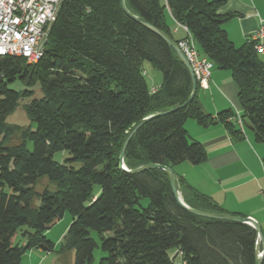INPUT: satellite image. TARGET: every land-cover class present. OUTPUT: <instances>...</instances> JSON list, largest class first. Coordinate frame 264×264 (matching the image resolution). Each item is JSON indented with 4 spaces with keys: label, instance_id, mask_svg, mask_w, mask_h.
<instances>
[{
    "label": "trees",
    "instance_id": "trees-1",
    "mask_svg": "<svg viewBox=\"0 0 264 264\" xmlns=\"http://www.w3.org/2000/svg\"><path fill=\"white\" fill-rule=\"evenodd\" d=\"M223 1L124 4L177 43L172 24L184 26L200 55L230 72L238 87L239 117L264 143V64L253 41L235 46L228 38L223 24L233 14L218 12ZM144 62L161 73L154 92L146 84ZM15 81L22 88L10 87ZM191 89L189 72L175 51L130 17L120 0H62L36 62L0 56V264H19L27 250L41 245L53 250L45 232L65 212L71 220L55 252L72 251L73 264L92 262L97 246L92 231L106 253L98 264H173L170 249L186 264H255L252 226L187 211L162 169L130 173L119 167L127 132L156 112L176 107L134 133L123 158L128 169L203 162L204 146L184 128L189 118L204 127L219 121L230 134L242 133L236 120L227 119L235 115L231 109L215 120L202 111L196 93L180 106ZM21 99L26 100V127L6 120ZM13 137L18 141L10 143ZM58 152L59 161L54 159ZM174 177L189 207L224 212L211 197ZM42 178L48 186L37 191ZM22 226V239L14 243Z\"/></svg>",
    "mask_w": 264,
    "mask_h": 264
},
{
    "label": "crops",
    "instance_id": "crops-1",
    "mask_svg": "<svg viewBox=\"0 0 264 264\" xmlns=\"http://www.w3.org/2000/svg\"><path fill=\"white\" fill-rule=\"evenodd\" d=\"M218 12L233 14L223 27L233 44L239 46L248 41L260 20L264 22V0H224ZM172 27L178 39L185 37L184 28L173 24ZM259 54L264 64V53ZM195 93L202 111L215 120L223 110L240 113L238 87L228 70L213 66L208 88L198 87ZM184 128L191 139L202 143L206 159L196 165L187 161L173 165L174 176H181L197 191L211 197L224 212L254 219L264 237V143L255 139L246 124H242V133L236 136L219 121L204 127L189 118L184 122ZM48 234L49 229L45 235L53 243V250L41 246L32 248L22 256L23 264H63L60 258L65 253L67 264H71L70 251L55 252L61 234L55 242ZM172 250L175 253L176 249Z\"/></svg>",
    "mask_w": 264,
    "mask_h": 264
},
{
    "label": "built area",
    "instance_id": "built-area-1",
    "mask_svg": "<svg viewBox=\"0 0 264 264\" xmlns=\"http://www.w3.org/2000/svg\"><path fill=\"white\" fill-rule=\"evenodd\" d=\"M62 0H0V56H21L27 63L36 62L42 55L44 44L48 38L52 23L55 20L58 6ZM187 32L186 28L177 25ZM264 22L260 20L258 28L248 40L254 42V49L264 53ZM178 46L189 61L196 85L208 88L212 62L200 55L195 41L187 32L185 37L178 41ZM157 86L150 88L151 92ZM234 119L242 128L239 113L234 112ZM264 196V193H263ZM172 257L178 258L176 264H186L181 258V253L175 251Z\"/></svg>",
    "mask_w": 264,
    "mask_h": 264
},
{
    "label": "water",
    "instance_id": "water-1",
    "mask_svg": "<svg viewBox=\"0 0 264 264\" xmlns=\"http://www.w3.org/2000/svg\"><path fill=\"white\" fill-rule=\"evenodd\" d=\"M121 6L124 9V11L133 19H135L136 21H138L140 24H142L143 26H145L147 29H149L151 32L155 33L156 35H158L161 39H163L174 51L175 53L178 55V57L181 59V61L183 62V64L185 65V67L187 68L190 78H191V82H192V89L190 92V95L188 96L187 100L180 106L185 105L189 100H191L193 98V96L195 95L196 89H197V85H196V80L191 68V65L189 63V61L186 59L183 51L181 50V48L178 46L177 42L167 33L163 32L162 30H160L159 28H157L156 26H154L153 24L149 23L148 21L133 15L132 13H130L127 8L125 7L124 4V0H120ZM176 108V107H175ZM175 108H171L168 110H164V111H160V112H156L150 115H147L143 118H141L137 123H135L131 129L127 132L124 141L122 142L120 151H119V155H118V163H119V167L126 171V172H130V173H136V172H140L142 170L145 169H150V168H158V169H162L165 171L166 175H167V179L169 182V186L171 189V192L175 198V200L177 201V203L183 207L184 209H186L187 211L198 215V216H202V217H206V218H213V219H222V220H229V221H235V222H239V223H246L250 226H252L255 231H256V247H255V264H261V260L262 257L264 255V237L263 234L261 232V229L259 227V225L257 224V222L252 219L251 217L248 216H240V215H236V214H231V213H227V212H214V211H207V210H202V209H196V208H192L189 207L186 203H184V201L182 200L177 188H176V184H175V177H174V172L172 170V168L160 164V163H148L133 169H128L124 163H123V158H124V153H125V149L131 139V137L134 135V133L140 128V126L142 124H144L147 120H149L150 118H153L157 115H162L166 112H169ZM258 242L261 244V249L259 250L258 248ZM41 247L45 250H47L44 246L41 245Z\"/></svg>",
    "mask_w": 264,
    "mask_h": 264
},
{
    "label": "rangeland",
    "instance_id": "rangeland-1",
    "mask_svg": "<svg viewBox=\"0 0 264 264\" xmlns=\"http://www.w3.org/2000/svg\"><path fill=\"white\" fill-rule=\"evenodd\" d=\"M259 57H260V54H259ZM144 77H145V81H146V84H147V86H148L149 89L152 86H157L160 83V81H161V73H160V71L157 70L156 68L152 67L148 62H144ZM9 85H10V87L15 88V89L22 88L21 84L18 81L9 83ZM35 94L36 95H40L38 90L35 91ZM25 102H26L25 99H21L20 100L19 106L17 107V109L12 114H10L7 117V119H6L7 122L14 123V124H19L22 127H26V125L28 124V120L26 119V117H25V115H24V113L22 111V104L25 103ZM17 141H18V139L16 137H13V138H11L10 143H15ZM61 154H62L61 152H58V153L54 154V159L55 160H58V161L61 160V158H62V155ZM45 186H48V181L46 180V178H42L36 184L35 190L41 191ZM49 186H50L49 189H51V188L54 187L53 184H49ZM32 201H34L33 204H35L36 206L39 203V199H37V198H34ZM70 220H71L70 214L68 212H65L63 214V216L49 229L50 234H48V236L49 237H52L53 242H55L56 239L61 234V236L58 239V241H56L57 243L55 245V247H56L55 249H58L59 244H60L59 241L62 239V236L65 233V231H66V229H67V227L69 225ZM24 229H25V227L22 226L21 229L19 228V230H17V233H16L15 238H14V243H16V242L19 243L21 241L22 237L20 235V230H24ZM103 236H106V235L103 234ZM91 237L97 242V246L95 247V249L93 251V259H92V262L90 264H98L99 260L101 258H103V257L106 256V253L104 251H102V249L100 247V244H99V240H98L97 234H96L95 231H92L91 232ZM30 250H27L25 252V254L27 252H29ZM66 254L67 253H65L62 256V258H60L61 259V262L63 264H67L68 263V259L66 258ZM168 254L170 256H173L174 255L173 250L170 249L168 251ZM69 255H71V257H72L71 264H73L74 253L72 251H70L69 252ZM178 260L179 259L175 257L174 258V264H176L178 262ZM22 261L23 260L21 258L19 264H23Z\"/></svg>",
    "mask_w": 264,
    "mask_h": 264
}]
</instances>
